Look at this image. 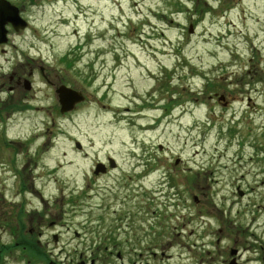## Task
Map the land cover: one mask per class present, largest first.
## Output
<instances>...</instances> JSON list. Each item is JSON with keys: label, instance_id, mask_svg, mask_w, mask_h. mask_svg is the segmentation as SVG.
<instances>
[{"label": "rangeland", "instance_id": "rangeland-1", "mask_svg": "<svg viewBox=\"0 0 264 264\" xmlns=\"http://www.w3.org/2000/svg\"><path fill=\"white\" fill-rule=\"evenodd\" d=\"M89 4V15L103 16L106 31L91 27ZM263 11L264 0H61L35 12L31 28L10 37L18 46L14 54H0V76L17 67L18 58L24 64L28 54L91 102L62 115L42 99V110L13 117L8 134L35 141L37 152L23 155L19 177L0 167V212H13L10 202L22 200L15 197L19 188H40L70 227H64L62 243L82 249L91 239L89 218L103 215L102 188H142L157 214L146 217L156 234L142 237L139 264H219L234 249L241 264L256 263L251 250L264 246V100L258 96L264 87ZM249 70L256 80L246 77ZM235 79L243 84L232 107L209 100L214 92L231 94ZM212 81L216 88L208 85ZM38 89L42 96L44 87ZM149 95L158 110L131 104ZM247 97H257V104L248 106ZM9 98L0 94L4 115L11 111ZM163 106L169 107L166 116L151 126ZM109 154L119 169L95 179L96 160ZM7 158L0 153V162ZM73 190L82 199L94 196L93 210L78 208L72 218L64 197ZM193 195L203 204L195 208ZM74 229L81 238H74Z\"/></svg>", "mask_w": 264, "mask_h": 264}, {"label": "flooded vegetation", "instance_id": "flooded-vegetation-1", "mask_svg": "<svg viewBox=\"0 0 264 264\" xmlns=\"http://www.w3.org/2000/svg\"><path fill=\"white\" fill-rule=\"evenodd\" d=\"M60 1L0 0V4L9 5L8 3H10L16 7L20 17L27 24L25 29L16 30L12 24L8 23L6 30L9 39L6 43H0V54L5 56L14 54L13 49H17L18 46L10 40V37L27 32L32 26L31 18L35 12L42 10L45 5L55 7ZM233 1L238 4L242 0ZM91 7L89 4L88 12H86L88 13V15L86 14L88 20L90 19L91 21V27L98 32L106 31V28H104L105 30L100 28L104 23L103 16L97 20L94 19L93 15H89L92 12ZM262 47V61L264 64V40ZM15 52L18 53V51ZM7 59L4 58L6 62L9 61ZM17 65L11 72L3 73L0 76V94H5L6 92L7 96L10 97L9 102L5 106H10L11 109V111L8 110L10 112L7 115L2 114V111H0V153L7 152L8 154V162H0V167L7 169V172L14 177L20 176L22 157L29 155L31 148L34 149L32 154L34 156L37 152V144L35 141L30 142L28 137L10 136L8 134L9 122L12 121L14 116L22 115L28 111L38 112L42 110L44 108L40 106L42 99L49 103L51 110L60 112L61 104L58 90L61 86L72 88L69 84L63 83L64 80L59 74L53 72L50 68H46L43 65V61H37L29 57L28 54L26 55V62L23 64L21 59L18 58ZM246 77L249 80H256L257 73L249 70ZM261 77L264 78L263 72ZM242 81L243 79H235L234 86L236 89L231 94L214 92L209 95V100L223 108L232 107L237 102L236 90H241ZM39 85L44 87L43 91L45 93L42 96L39 95L40 92L42 93V90L38 89ZM245 85L244 90L248 89L250 93L254 90L248 87L251 86L249 83ZM159 89L165 91L166 84L162 83ZM234 92L236 95H233L235 94ZM239 95H241L240 91L238 92ZM258 96L264 100V87L260 93L258 92ZM14 99H16L17 104L15 106L8 105ZM161 100H165V98ZM134 101V98H132L131 104L135 109H140L139 104ZM89 102H91V98L86 97L85 103ZM151 102V96H149L143 103V109L158 110L151 105ZM257 102V97L255 99L247 97L248 106L256 105ZM81 105H78V107ZM160 109L162 115L160 118H155L153 123L150 124L153 127H158L163 121L168 111V106H163ZM125 110L127 112L131 111L130 108ZM3 145L6 146L5 149H1ZM160 147L158 145L157 149H161ZM112 159H115V156L109 154L102 160H96L93 166L94 169L99 163H103L105 166L99 175H94L95 179L110 177L119 169V164L112 162ZM112 166H115V168ZM236 189L242 192V195L239 194L240 197L243 198L246 195L240 187ZM123 191H128L129 194L126 195ZM147 193V190L142 188H102V200L99 206L103 215L98 218L90 217L89 222L86 223L87 226H85L91 237L89 245L82 249L77 247L68 249L62 243V237L64 236V227L67 231L70 230V227H66L61 222L62 217L52 208L51 202L45 200L40 188H19L18 195L15 197H20L22 200L10 202L11 205H14L13 212H8V214L5 211L0 212V264H139V259L137 261L136 258H140L142 255L141 239L142 237L150 238L151 233L148 232L154 233L156 229V226H150V220L146 219L149 213L152 215L157 214V210L151 211L155 202L152 196ZM75 194L76 191L73 190L72 195L64 197V205L72 209V218L80 212L77 210L78 208L83 207V210L85 208L93 210L92 205L94 204V196L86 193L82 199L81 196H75ZM192 197L195 208L203 204L198 195H193ZM85 198L86 200H84ZM184 203H188V197L184 199ZM181 204L183 206V199ZM177 207L179 206L177 205ZM13 215H18L21 218L20 222ZM196 217L197 214L194 215L195 220ZM73 226H75L74 222L72 223V229ZM185 227H187V223L182 225L180 230H185ZM72 231L74 238H81L82 234L75 229ZM232 251H236L234 256L231 254ZM251 251L258 254V258L251 260V262H256L252 264H264V246L260 247L259 250L255 247ZM156 255V253H153L154 257ZM161 255L165 256V253L163 252ZM230 256L231 258H222L219 264H241L239 262L241 255L237 249L231 250Z\"/></svg>", "mask_w": 264, "mask_h": 264}, {"label": "water", "instance_id": "water-1", "mask_svg": "<svg viewBox=\"0 0 264 264\" xmlns=\"http://www.w3.org/2000/svg\"><path fill=\"white\" fill-rule=\"evenodd\" d=\"M8 23L12 24L16 30L25 29L27 24L19 16L18 10L11 5L0 4V43L7 42V30ZM193 32L192 26H190L189 33ZM60 96L61 113H68L75 109L76 105L85 101V97L81 92L74 91L67 87H60L58 90ZM78 149H81L79 143L76 144ZM103 168L100 164L97 166L96 174H99ZM232 255L236 254V251H232Z\"/></svg>", "mask_w": 264, "mask_h": 264}, {"label": "trees", "instance_id": "trees-1", "mask_svg": "<svg viewBox=\"0 0 264 264\" xmlns=\"http://www.w3.org/2000/svg\"><path fill=\"white\" fill-rule=\"evenodd\" d=\"M213 85V84H212ZM215 88L217 87V84L213 85Z\"/></svg>", "mask_w": 264, "mask_h": 264}]
</instances>
